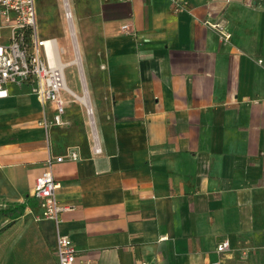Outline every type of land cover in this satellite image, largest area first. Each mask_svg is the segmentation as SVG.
<instances>
[{"label":"crops","instance_id":"obj_1","mask_svg":"<svg viewBox=\"0 0 264 264\" xmlns=\"http://www.w3.org/2000/svg\"><path fill=\"white\" fill-rule=\"evenodd\" d=\"M97 2L103 58L89 79L71 59L80 92L58 39L42 36L65 66L66 121L88 93L93 145L67 124L46 130L54 106L29 83L0 100V207L25 205L0 232V264H57L56 225L33 197L49 157H63L52 164L68 207L60 230L79 264H264V0H189L180 12L169 0Z\"/></svg>","mask_w":264,"mask_h":264},{"label":"built area","instance_id":"obj_2","mask_svg":"<svg viewBox=\"0 0 264 264\" xmlns=\"http://www.w3.org/2000/svg\"><path fill=\"white\" fill-rule=\"evenodd\" d=\"M169 1L175 12L189 8V0ZM66 17L68 20L72 18L68 3ZM3 28L10 29V36L7 43L0 42V100L9 96V85L29 83L33 94L54 106L53 117L44 118L41 122L43 127L48 130L52 125L68 124L64 119L65 104L62 97V91L67 90L65 66L61 62L56 39H44L39 35L36 0H0V30ZM122 28L126 30L128 25L125 24ZM219 34L223 42H228L229 33L222 27H219ZM68 157L73 161L79 159L78 153L74 151ZM54 160L61 162L63 157L48 158L45 169L35 181L33 197L41 208L39 217L50 219L56 225L57 264H79L77 249L71 237L60 230V214L68 207L63 206L57 198L60 184L53 176ZM230 250L229 240L217 245L219 253Z\"/></svg>","mask_w":264,"mask_h":264},{"label":"rangeland","instance_id":"obj_3","mask_svg":"<svg viewBox=\"0 0 264 264\" xmlns=\"http://www.w3.org/2000/svg\"><path fill=\"white\" fill-rule=\"evenodd\" d=\"M61 5V0H58ZM72 18L68 20L65 9L58 8L53 0H38L37 28L39 35L55 37L62 49V60L69 61L74 57L81 58L83 70L87 76L93 78L96 68L103 58L102 41L100 33V16L98 14L97 0H69ZM76 64L66 68L67 84L74 91H81V76ZM65 98H72L66 94ZM73 99V98H72ZM68 103V124L62 129L73 131L81 137V145L89 148L93 140L89 134V123L86 109L79 102ZM88 133V134H85Z\"/></svg>","mask_w":264,"mask_h":264},{"label":"trees","instance_id":"obj_4","mask_svg":"<svg viewBox=\"0 0 264 264\" xmlns=\"http://www.w3.org/2000/svg\"><path fill=\"white\" fill-rule=\"evenodd\" d=\"M24 208L25 205L19 203L7 204L6 207H0V216H7L10 218V222L0 228V232L10 227L23 214Z\"/></svg>","mask_w":264,"mask_h":264},{"label":"bare ground","instance_id":"obj_5","mask_svg":"<svg viewBox=\"0 0 264 264\" xmlns=\"http://www.w3.org/2000/svg\"><path fill=\"white\" fill-rule=\"evenodd\" d=\"M77 63L80 65L79 59L78 60L77 59L76 60H71L68 65L72 66V65L77 64ZM77 97H78L79 101L83 105L88 107V110L90 111L91 106H90V101H89V97H88V93H87L86 89L84 90V94L83 95H80V96H77Z\"/></svg>","mask_w":264,"mask_h":264}]
</instances>
